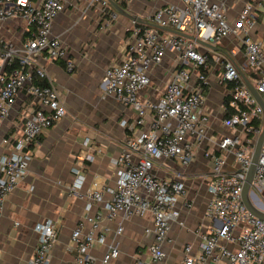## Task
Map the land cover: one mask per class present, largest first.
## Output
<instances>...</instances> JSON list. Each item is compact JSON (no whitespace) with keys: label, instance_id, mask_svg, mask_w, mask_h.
<instances>
[{"label":"built area","instance_id":"2783aa9c","mask_svg":"<svg viewBox=\"0 0 264 264\" xmlns=\"http://www.w3.org/2000/svg\"><path fill=\"white\" fill-rule=\"evenodd\" d=\"M114 1L124 5L133 0ZM180 1L159 7L148 21L216 45L220 47L218 54H209L212 49L208 48L200 50L196 41L179 34H164L155 27L132 28L125 57L104 70L103 97L113 96L134 110L135 118L121 123L134 136L117 161V185L107 188L112 198L93 216H84L73 230L74 257L68 264H92L90 249L104 244L109 233L103 222L120 215L152 217V227L146 229L152 236L150 257L138 258L134 264L163 260L164 243L179 215L176 205L186 196V188L173 178L157 177L153 173L155 162L170 159L185 167L204 142L208 143L205 154L212 167L208 217L220 224L203 235L197 254L191 253V245L186 247L183 264H264V220L248 211L242 197L252 153L264 127V108L238 69L264 101V36H251L257 25L256 11L264 13V0L247 3L234 24L228 20L226 0ZM69 7L82 15L94 10L100 29L109 27L119 16L110 0H0V126L14 114L0 153V218L6 197L27 175L41 138L67 114L65 99L44 61L65 59L67 71H76L77 59L68 56L62 36L54 32L56 19ZM226 39L228 45L221 48ZM169 50L177 53L178 66L164 92L157 101L142 100L140 93L150 84L152 69L162 63ZM210 57L221 62L222 80L230 85L224 110L230 108L233 113L223 124L237 129L235 135L218 141L207 137L210 115L202 93L214 68ZM84 143L90 145L89 139ZM229 153L237 163L232 172L224 171ZM85 158L93 161L94 153H86ZM80 171L75 169L81 183ZM252 188L258 196L252 199L254 205L264 210V144ZM72 190L78 191L76 187ZM86 197L102 201L103 189H90ZM122 230L119 225L117 233ZM35 231L38 244L28 264H50L58 242V224L47 220L37 224ZM118 254V247L110 245L102 264H109Z\"/></svg>","mask_w":264,"mask_h":264},{"label":"crops","instance_id":"0c3cea01","mask_svg":"<svg viewBox=\"0 0 264 264\" xmlns=\"http://www.w3.org/2000/svg\"><path fill=\"white\" fill-rule=\"evenodd\" d=\"M180 4V0H133L121 5L132 17L119 13L118 18L106 29L99 28V18L94 10L82 15L69 7L54 24V32L60 34L68 48V56L76 58L74 73L66 69V60L44 61L46 69L54 77L56 86L65 99L67 114L41 138V144L30 162L29 171L22 181L8 194L3 216L0 218V264H28L38 244L35 226L47 220L58 224V242L54 247L50 264H68L74 257L72 232L86 216H93L112 198L107 188H115L119 178L118 159L134 133L122 126V121H132L135 112L119 103L113 96L103 97L105 68L125 57L130 31L137 25L153 27L148 22L156 9L167 4ZM247 3L256 0H226L227 17L234 24ZM257 25L251 31L253 38L264 36V13L256 11ZM161 33L173 34L159 29ZM223 41L222 46L228 45ZM206 52L207 48L200 47ZM220 48V47H219ZM212 50L209 54H218ZM242 61L244 59L242 58ZM214 65L208 73L209 84L203 88L204 108L209 113L207 137L218 141L233 136L237 129L223 124L224 110L230 98V85L222 80L220 61L210 57ZM178 66L177 53L169 50L161 64L151 73L150 84L141 91L142 100L157 101ZM12 114L0 126V153L2 140L12 124ZM89 139L90 145H85ZM96 148L99 149L96 150ZM208 143L198 149L194 160L182 167L170 159L155 162L153 173L159 178H173L184 183L186 196L180 198L176 209L177 221L172 223L164 243L166 256L156 264H183L185 249L191 245V253L197 254L202 237L219 226L218 220L208 217L211 200L208 183L212 177L211 161L205 152ZM221 154L216 147L215 150ZM94 153V160L85 158ZM137 159V156H133ZM224 171L237 169L233 153L226 156ZM75 169L80 171V183ZM72 187L77 188L73 192ZM103 189V200L92 201L86 197L90 189ZM109 229L104 244L93 247L89 253L92 264H102L110 245H116L119 254L109 264H134L138 258L149 259L152 236L146 229L152 227L151 215L105 220ZM123 230L117 233L118 227Z\"/></svg>","mask_w":264,"mask_h":264},{"label":"water","instance_id":"95a60500","mask_svg":"<svg viewBox=\"0 0 264 264\" xmlns=\"http://www.w3.org/2000/svg\"><path fill=\"white\" fill-rule=\"evenodd\" d=\"M110 2L118 13H121L127 17H132V15L130 13H128L120 4H118L114 0H110ZM148 23L155 28L167 30L169 32H172L173 34H179V35L185 36L189 39H192V40L196 41L200 47H204V48H208V49H212V50H218L219 49L218 46L213 45L211 43H207V42L197 38L194 35L183 33V32L177 31V30L169 28V27H162V26L155 24L153 22H150V21ZM238 69H239L240 74L244 78L248 88L251 90L253 95L257 98V100L260 102V104L264 108V101H263L261 95L256 90L254 84L246 77V74L240 69L239 66H238ZM263 144H264V127L262 129L260 136L258 137V139L256 141L255 149L252 153L251 164H250L249 169L247 171L246 180H245L243 190H242V197H243V201H244L245 206L248 209V211L251 212L254 216L264 220V210L256 207L252 201V199H258L257 194L254 192V190L252 188V184H253L256 164H257L260 152L262 150Z\"/></svg>","mask_w":264,"mask_h":264},{"label":"trees","instance_id":"16d2710c","mask_svg":"<svg viewBox=\"0 0 264 264\" xmlns=\"http://www.w3.org/2000/svg\"><path fill=\"white\" fill-rule=\"evenodd\" d=\"M227 104H228V101H227ZM232 113H233L232 109L228 108L226 110V117H229Z\"/></svg>","mask_w":264,"mask_h":264}]
</instances>
